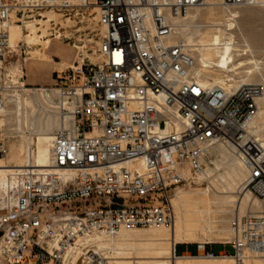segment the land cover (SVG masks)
Listing matches in <instances>:
<instances>
[{"label": "built area", "instance_id": "built-area-1", "mask_svg": "<svg viewBox=\"0 0 264 264\" xmlns=\"http://www.w3.org/2000/svg\"><path fill=\"white\" fill-rule=\"evenodd\" d=\"M261 2L220 0L227 19L236 18L234 8ZM92 3L95 58L56 71L52 84L30 85L23 68L14 74L6 65L23 44H11L10 24L62 1L0 0V157L11 151L6 113L19 96L41 95L60 122L48 164L35 162L32 142L26 164L12 170L0 201V264H121L99 243L123 228L172 226L177 189L205 171L219 146L241 160L260 207L235 214L225 240L196 242L195 254H177L174 243V257L232 255L240 264L264 253V136L252 127L263 87L204 81L176 32L175 19L207 0H84ZM215 243L234 252L215 253Z\"/></svg>", "mask_w": 264, "mask_h": 264}, {"label": "bare ground", "instance_id": "bare-ground-1", "mask_svg": "<svg viewBox=\"0 0 264 264\" xmlns=\"http://www.w3.org/2000/svg\"><path fill=\"white\" fill-rule=\"evenodd\" d=\"M215 5L223 6L220 4V0H207L206 6L212 7ZM198 9L199 8H196L186 16L175 19L178 36L188 44L189 48L197 58L195 72L201 76L204 81H211L210 79H212V82L223 83L229 79V83H234L235 78L231 76L232 74L227 72L229 70H234V67H230L229 65L230 53L232 52L235 43V33L233 31L235 23L234 21L229 20L234 19H227L228 23H226L224 28L213 27L212 29H215V31L207 34L203 29L204 24L201 22L198 13H194ZM48 16L49 18L45 20L46 22H48L54 15L49 13ZM14 23L15 22H12L10 24V40L11 44L15 46L16 40L19 37L23 38L25 36L21 29V25H15ZM214 24L220 23L216 22ZM29 28L30 33L26 35L28 42L30 43L31 40L35 39L37 42L44 43L45 47L48 48L51 40H42V37L48 36V34H46V29H44L42 34H39V27L36 23L29 24ZM76 47L78 46L76 45ZM35 52L41 53L42 58L44 59H51L49 52L44 53L41 52L40 49H36ZM60 64L72 65L65 60H62ZM215 70L221 71L213 72ZM10 71L17 74L18 70ZM250 72H252V70H247V74ZM258 102L259 111L258 115L252 122V127L254 131L264 136V94L259 97ZM6 114L9 127L16 132L18 137H20L21 144L19 147H16L15 145L13 146L10 160L6 159L9 154L6 157H0V199L6 192L9 193L13 185V178L11 177L12 170L17 166H24L26 164V148L32 142L36 144L37 148L35 162L40 166L48 164L51 157L50 145L53 138V129L60 123L59 118L54 113L53 109L45 102L44 97L39 94H36L35 96H19L15 105L7 109ZM28 131L30 133H27ZM214 149L216 153L219 154V158L214 160L215 166H208L205 168V171L200 174L199 177L205 175L211 180L212 176H216L215 172L221 169L222 172L220 171V173L218 171V176L225 179L227 187L230 189L228 193L216 194L217 196L215 197V191L212 189L211 185L183 190L187 195V203L192 204V206L187 208L186 212L188 214L185 218L181 217L178 212L177 215L175 214L176 219L174 217L172 226H161L151 229L123 228L118 237L101 241L99 245L101 247L110 248L114 251L116 250V247L112 248L111 246L120 243L136 244L137 247L141 249L147 248L152 254L150 256L143 254H138L136 256L138 258L151 257L152 259L132 260L131 258L133 256L128 255V251H120L119 253L123 254H119V256L116 257L121 264H140L141 262L142 264H237L232 255L211 258L196 255L174 257V243L189 241L193 237V232L206 230V223V225L212 227L211 221L208 222L206 220V215L209 216L213 211L212 204H215L214 211L224 214L223 219L227 218L225 215L234 209L236 210L235 214H238L239 212L240 214H243L249 209H258L260 207L257 197L252 194L246 184L244 185L247 178V171L241 160L234 153L226 150L222 146L215 147ZM217 178L214 177V180ZM224 179L222 180L224 181ZM214 180L211 181L216 184ZM239 185L240 187L243 185V187L240 189L239 194H234L233 189L236 190ZM181 191L178 190L176 194ZM228 204L231 206L234 205V208L230 207ZM189 215H196L197 217L193 221L190 220ZM224 230H230L231 234V227H224ZM252 259L264 263V253L246 254L243 256L242 263L240 264H253L251 262ZM191 260L208 261L190 263Z\"/></svg>", "mask_w": 264, "mask_h": 264}, {"label": "rangeland", "instance_id": "rangeland-1", "mask_svg": "<svg viewBox=\"0 0 264 264\" xmlns=\"http://www.w3.org/2000/svg\"><path fill=\"white\" fill-rule=\"evenodd\" d=\"M61 1L62 4L55 8H46L43 10H35L33 12L31 10H26L24 15L20 16L22 20L14 23L15 25H21V29L25 37H19L16 40V44L19 41L23 42L22 47L20 50H18V54H15L13 57H8V62H6V65L8 70H18L17 73L22 72L23 68V72L26 73V80L30 85L52 84L53 79L56 76V71L62 72L66 70L68 66H70L69 64H60L62 60L73 64L75 60H81L82 57H89L93 60L96 56L95 49L98 45L100 36V28L97 23L98 8L96 4L92 3L85 5L84 0H65V5L63 4L64 0ZM227 12L228 10L223 6L215 5L212 7L206 6L203 8H199L194 13H198L201 22L204 24L203 29L207 34H210L215 31V29H212L213 27L224 28L226 23H228V20L226 18ZM233 12H235L236 18L234 20L229 21H234L235 23V27L233 29L235 33V43L233 50L230 53L229 65L230 67H234V70H229L227 72L232 74L231 76L234 77L235 80L244 79L247 82L261 84L263 87V95L264 2L246 5L240 8H234ZM49 13L53 14L54 16H52L51 19L46 22L45 20L49 18ZM216 22L220 24H214ZM31 23H36V25L39 27V34H42L44 29H46V34H48V36L42 37V40H51L48 48L45 47L44 43L37 42L35 39L31 40L30 43L28 42V38L26 37V35L30 33L29 24ZM76 45L78 47H76ZM36 49H40V51L44 53L49 52L50 54H52V60L43 59L41 53L35 52ZM22 51H25L26 53L23 52L20 55V52ZM25 56H27L26 60L23 59ZM247 70H252V72L247 74ZM217 71L221 70H215L213 72ZM9 133L10 135H13V138H11V151L8 157L6 158L7 160H10V155L13 151V146L15 145L16 147H19L21 144L20 137L17 136L16 132L13 129ZM27 133L30 132L28 131ZM217 158H219V154L216 153L214 149L210 152V154L205 160V168H207L208 166H215L214 160H216ZM218 171L222 172L221 169ZM218 171L215 172L216 176L214 175L211 178V180H214V177L219 178L214 180L216 184H214L209 178L204 175L201 177L194 176L190 180V182L181 184L179 186L177 191H182L175 194L174 200H172L176 215L179 212L180 216L185 218L188 214L186 212L187 208L192 206L191 203H187V195L185 194V192H183V190H189L192 188L211 185L212 189L215 191V197L219 194H225L230 191L229 187H227L225 179L221 176H218ZM221 178L224 179V181ZM219 182L223 184H220ZM245 184L246 183H244V185ZM215 187H217L219 191ZM238 187L236 188V190L233 189L234 194H239V191L243 187V185L241 187L239 185ZM224 190L227 192H225ZM3 196L4 195H2L1 198ZM228 205L234 208V205ZM211 206L213 211L209 216L206 215V220L208 222L211 221L212 227L206 225V223V230H198L193 232V237L189 241L185 242L195 244L199 241H223L230 236V230H224V227L230 228V221L231 218L235 215L236 210L234 209L233 211L228 212L227 215H225L227 216V218L223 219V213L214 211L215 204H212ZM196 217V215H189L190 220L193 221ZM111 247H116L117 251L114 250L113 252L117 257L119 256V254H123L119 253L120 251H128V255L133 256L131 258L132 260L152 259L151 257H136L138 254L148 256L152 255L150 250H148L147 248L141 249L137 247L136 244L120 243ZM184 247L185 246L177 244L176 253H182L184 251ZM222 249H225L229 253L234 252V248L230 244H213L212 246V250L215 253L220 252ZM190 251L195 253L197 249L195 246H191ZM203 261L208 260H191L190 263H197ZM251 262L253 264H264L258 262V260L255 259H252ZM140 264H142V262Z\"/></svg>", "mask_w": 264, "mask_h": 264}, {"label": "crops", "instance_id": "crops-1", "mask_svg": "<svg viewBox=\"0 0 264 264\" xmlns=\"http://www.w3.org/2000/svg\"><path fill=\"white\" fill-rule=\"evenodd\" d=\"M51 55V57H52V54H50ZM44 59V58H43ZM51 60H52V58H51ZM178 245H181V246H185L184 247V251L182 252V253H186V252H189V253H191V254H195V253H193L192 251H190V247L191 246H195L196 247V244H191V243H188V242H178L177 243ZM215 244H222V243H215ZM213 246V245H212ZM222 250H225V249H222ZM221 250V251H222Z\"/></svg>", "mask_w": 264, "mask_h": 264}]
</instances>
